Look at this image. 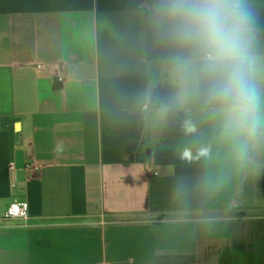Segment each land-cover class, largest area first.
Masks as SVG:
<instances>
[{"label": "crops", "instance_id": "obj_1", "mask_svg": "<svg viewBox=\"0 0 264 264\" xmlns=\"http://www.w3.org/2000/svg\"><path fill=\"white\" fill-rule=\"evenodd\" d=\"M162 3L0 0V264H210L251 226L264 247L244 185L264 171V0H244L255 132L226 136L193 95L183 139L158 137L164 85L188 91L192 55L161 23ZM16 150L41 166L29 179ZM24 200L27 219L4 218Z\"/></svg>", "mask_w": 264, "mask_h": 264}, {"label": "clouds", "instance_id": "obj_2", "mask_svg": "<svg viewBox=\"0 0 264 264\" xmlns=\"http://www.w3.org/2000/svg\"><path fill=\"white\" fill-rule=\"evenodd\" d=\"M158 15L170 37L192 53L185 61L191 84L181 102L202 96L226 136H251L259 93L252 77L251 19L244 0H163ZM188 130H194L190 123ZM198 154L207 157L209 149L202 147ZM183 157L192 159L191 150Z\"/></svg>", "mask_w": 264, "mask_h": 264}, {"label": "flooded vegetation", "instance_id": "obj_3", "mask_svg": "<svg viewBox=\"0 0 264 264\" xmlns=\"http://www.w3.org/2000/svg\"><path fill=\"white\" fill-rule=\"evenodd\" d=\"M164 86L162 88H164ZM189 123L190 120L184 121V119L179 126L176 125V122H171L167 126V131L163 128V139H174L179 137L188 129ZM244 185L246 192L251 196L252 200L255 201L256 207L263 211V215L257 220V224L260 223V226L264 229V171H259L252 177L247 176ZM253 227L254 226H251L249 229L247 227V229L242 232L241 236L238 238L239 244H237V242L236 244L233 243L235 247H228L225 251L224 246L220 245L213 253L210 264H221V262H223V264H256L255 262L260 257L259 253L262 249L264 250V247L258 250L257 246L259 244L256 245V234ZM226 253L227 256H224ZM216 255L220 256V263H217L215 259Z\"/></svg>", "mask_w": 264, "mask_h": 264}, {"label": "water", "instance_id": "obj_4", "mask_svg": "<svg viewBox=\"0 0 264 264\" xmlns=\"http://www.w3.org/2000/svg\"><path fill=\"white\" fill-rule=\"evenodd\" d=\"M167 81L161 80L160 84H158L157 86H155L154 88H152V93L155 92L156 90H158L160 88V86L164 85ZM166 92H164V95L166 96V99L164 101L163 99V103L164 106L167 108V110H165L164 113V127L167 131V126L168 124H170L171 122L174 123L176 122V125L179 126L183 119L185 120H190V118L188 116H190L188 113H190V109H187V107L189 106L187 102H181V95L184 93L185 88L183 86H173L172 84H167L166 83ZM177 89H179V92H177ZM168 90V91H167ZM172 90H176V92H172ZM162 99V98H161ZM180 99V100H178ZM162 128V131H163ZM188 134V130H185V132L183 134H181V137L179 139H183L185 136H187ZM159 138H163V134L158 136ZM23 150H16L15 151V155H16V165L18 168L23 169L24 168V161H23ZM24 172V170H23ZM262 248V246L260 247V249ZM259 249V250H260ZM225 256H227V253L225 254ZM219 255L215 256V259L217 261V263L219 262ZM221 264H223V262H221ZM256 264H264V252L263 254L260 255V257L257 259Z\"/></svg>", "mask_w": 264, "mask_h": 264}, {"label": "built area", "instance_id": "obj_5", "mask_svg": "<svg viewBox=\"0 0 264 264\" xmlns=\"http://www.w3.org/2000/svg\"><path fill=\"white\" fill-rule=\"evenodd\" d=\"M41 64H38L37 67H41ZM58 82L64 80L63 76L57 75ZM40 164L36 162L33 158H28L24 163V177L29 179L33 176L34 173H37L40 170ZM160 171L154 169L150 171L151 175H158ZM29 217V203L24 201H15L9 204L4 213V218H21L27 219Z\"/></svg>", "mask_w": 264, "mask_h": 264}, {"label": "rangeland", "instance_id": "obj_6", "mask_svg": "<svg viewBox=\"0 0 264 264\" xmlns=\"http://www.w3.org/2000/svg\"><path fill=\"white\" fill-rule=\"evenodd\" d=\"M225 256V255H224ZM222 258H224V257H222Z\"/></svg>", "mask_w": 264, "mask_h": 264}]
</instances>
